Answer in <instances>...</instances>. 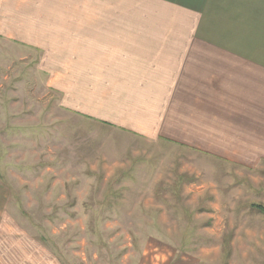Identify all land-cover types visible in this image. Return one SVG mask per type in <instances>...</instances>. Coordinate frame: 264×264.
Segmentation results:
<instances>
[{
	"label": "rangeland",
	"instance_id": "374dc122",
	"mask_svg": "<svg viewBox=\"0 0 264 264\" xmlns=\"http://www.w3.org/2000/svg\"><path fill=\"white\" fill-rule=\"evenodd\" d=\"M13 37L0 35V264H264V159L75 114L86 97L54 88L69 73L39 70Z\"/></svg>",
	"mask_w": 264,
	"mask_h": 264
},
{
	"label": "crops",
	"instance_id": "0c3cea01",
	"mask_svg": "<svg viewBox=\"0 0 264 264\" xmlns=\"http://www.w3.org/2000/svg\"><path fill=\"white\" fill-rule=\"evenodd\" d=\"M0 35L36 48L39 70L69 73L68 92L54 88L86 97L75 114L264 159V0H0Z\"/></svg>",
	"mask_w": 264,
	"mask_h": 264
}]
</instances>
